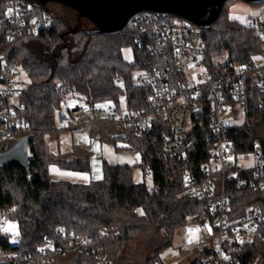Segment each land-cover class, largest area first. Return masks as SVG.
<instances>
[{
    "label": "trees",
    "instance_id": "1",
    "mask_svg": "<svg viewBox=\"0 0 264 264\" xmlns=\"http://www.w3.org/2000/svg\"><path fill=\"white\" fill-rule=\"evenodd\" d=\"M11 1L0 0V18ZM26 1L34 5V16L49 14L51 25L31 33L27 24L34 16L28 15L18 25L5 24L0 29V52L4 51L8 61L16 62L27 77L26 82L19 77L21 95L14 110L33 134L27 167H0V211L13 208L9 216L19 232L15 242L0 236V264H119V254L127 243L137 240L148 242L145 258L139 259L145 264H164L160 253L173 244L176 230L184 227L191 216L200 215L211 222L215 219L207 207V198L190 196L182 188L185 169L198 175L201 162L209 155L213 140L210 116L202 114L186 133L185 158L172 156L162 148L160 136L163 130L168 131V123L160 116H154V128L143 141L131 129L120 130L109 123L93 126V131L100 132V140L121 139L140 152V166L151 172L150 186L134 181L133 166L106 161L100 180H51V164L69 170L90 169L91 153L77 144L72 143L66 152L59 145L55 151L49 148L60 131L68 130L67 126H58L68 100L112 102L136 111L148 108L150 88L134 84L133 73L152 56L145 45L138 43L150 12L132 16L121 29L81 17V26L72 32L79 24L78 11L50 0ZM237 1L264 6V0H226L220 13L200 23L173 15L199 27L205 41L202 63L210 73H225L234 65L254 62L253 57L263 53L264 38L257 22L241 23L228 16L230 8L225 11ZM47 3L62 5L66 10L64 18L49 11ZM137 16H142L140 21ZM126 47L132 50L131 61L124 57ZM246 101L244 121L229 128L236 154L251 152L255 142L264 145V111L258 103V91L247 86ZM47 136L52 137V143L46 142ZM14 143L1 140L0 152ZM226 194L230 208L227 218L232 225L243 218L250 206L264 212V184L240 187L236 179H229ZM59 229H63V236ZM85 236L91 239L87 247L71 241ZM49 242L58 250L41 251ZM213 253V246L193 247L189 264H208ZM227 253L230 264H264V219L249 243L238 250L232 247Z\"/></svg>",
    "mask_w": 264,
    "mask_h": 264
},
{
    "label": "built area",
    "instance_id": "2",
    "mask_svg": "<svg viewBox=\"0 0 264 264\" xmlns=\"http://www.w3.org/2000/svg\"><path fill=\"white\" fill-rule=\"evenodd\" d=\"M8 9L13 11L11 14L6 12L0 18V29L5 24L18 25L25 16L35 15L34 5L26 0H12ZM147 15L148 24L142 26L144 36L138 38V43L141 47L145 45L152 56L134 70L133 81L137 86L150 88L148 108L136 111L112 102L89 104L71 99L64 104L66 116H61L60 123L66 124L72 136H86L87 141L80 139L77 145L91 153L96 150L95 142L101 139L100 132L92 130L94 125L109 123L120 130L131 129L143 141L154 128V116H160L168 123V131L163 130L160 136L162 148L172 156L185 158L186 133L200 120L202 114L210 116L213 140L209 155L201 162L198 175L185 169L182 188L190 196L207 198V207L215 215L213 222L200 215L189 218L190 225L201 229L195 247L213 246L214 253L208 257V264H230L227 250L232 247L238 250L249 243L255 232L251 229L256 230L264 219L261 209L250 206L243 218L232 225L227 218L230 208L226 194V182L229 179H236L240 187L264 184V145L255 142L251 152L236 154L229 137L230 126L244 121L247 86L258 91V103L264 111V64L243 63L228 68L225 73H210L202 63L205 41L199 27L187 20L173 17L174 14L171 13L152 12ZM141 17L137 16V21ZM50 25L51 16L44 14L42 17L34 16L27 27L29 32L36 33ZM257 29L262 33L261 23L257 24ZM0 58L3 78L0 84V141L16 142L32 133L14 110L19 106L21 95V69L16 62L7 60L4 51L0 52ZM189 65L194 67L190 68ZM70 102H74L76 106L68 107ZM46 142L52 143V137L47 136ZM249 160L250 163L246 164ZM147 172L151 173L149 170L144 172V182L150 186L152 181L146 182ZM246 174L248 175L244 177ZM12 211V207L0 211V236L13 242L15 236L4 231L12 222L9 216ZM205 225L211 227L210 234ZM71 241H75L81 248L91 243L89 236ZM50 244V247L47 244L42 251L58 250L54 243Z\"/></svg>",
    "mask_w": 264,
    "mask_h": 264
},
{
    "label": "rangeland",
    "instance_id": "3",
    "mask_svg": "<svg viewBox=\"0 0 264 264\" xmlns=\"http://www.w3.org/2000/svg\"><path fill=\"white\" fill-rule=\"evenodd\" d=\"M45 7L55 14L58 18H64V14L66 12L65 8L62 5L57 3H47ZM230 8V10H229ZM228 11V16L231 19H235L244 24L255 23L262 24L264 23V6H258L256 4L246 3L244 1H237L236 3H232V6H228L225 8V11ZM87 27H91L92 24H86ZM261 37L264 38V34ZM263 53L261 55H257L253 57V61L256 65L264 64V43L262 45ZM126 50H130V55L127 60L131 61L133 59L132 50L130 47L124 48V57L126 58ZM259 57V59H254ZM20 80L26 82L27 77L25 73L21 71ZM122 108H125L124 104H121ZM62 118L66 116V112L63 109L61 112ZM225 117V115H224ZM58 126L60 129L65 127L66 124H61L60 119L58 121ZM80 139H83L82 136H72L68 130H62L59 132L58 139L55 138L52 145H49L51 150H56L58 145L60 146L63 152L70 150V146L72 143L77 144ZM129 144L121 139H117L116 141H102L98 140L95 142L96 150L91 151V162L90 169L88 171H79V170H69L62 169L56 164H51L48 167V174L51 180L54 181H69L75 183H88L92 180H97L94 177L96 175H101L103 177V165L104 162H108L111 164H129L133 166V179L135 182L144 181V169L140 166L141 155L140 152L131 149L128 147ZM139 157L137 160L136 157ZM251 160L246 161V164H249ZM52 169H58L60 172L64 173H77L80 175H86L88 180L85 181L83 179H79L77 177H66L60 176L52 171ZM146 182H151V173H146ZM100 180V179H99ZM10 224L16 223L11 222ZM9 224V225H10ZM8 227V226H7ZM196 225H190L189 222L182 228H178L175 232V236L173 239V244L164 249L160 253V258L164 264H189L193 259L191 255V250L193 246L187 242V233L186 229L189 228H197ZM18 231V227L15 229ZM9 233L13 235V230L9 229ZM147 240L136 242H128L125 246L124 252L119 254V264H145L144 258L146 256V244ZM133 251L134 254L131 252ZM143 257V259H139Z\"/></svg>",
    "mask_w": 264,
    "mask_h": 264
},
{
    "label": "water",
    "instance_id": "4",
    "mask_svg": "<svg viewBox=\"0 0 264 264\" xmlns=\"http://www.w3.org/2000/svg\"><path fill=\"white\" fill-rule=\"evenodd\" d=\"M78 11L80 18L91 19L105 27L123 28L129 19L142 12H166L200 23L220 13L226 0H50ZM248 1V0H247ZM33 134L16 141L8 150L0 152V167L18 164L27 167L29 143Z\"/></svg>",
    "mask_w": 264,
    "mask_h": 264
},
{
    "label": "snow or ice",
    "instance_id": "5",
    "mask_svg": "<svg viewBox=\"0 0 264 264\" xmlns=\"http://www.w3.org/2000/svg\"><path fill=\"white\" fill-rule=\"evenodd\" d=\"M12 11H13L12 9H8V11H7L6 14H11ZM33 23H35V21H33ZM177 51H178V50H177ZM129 55H130V50H126V59L129 57ZM254 59H259V57H256V58H254ZM189 67H190V68H191V67H194V65H189ZM201 71L203 72L204 70L201 69ZM141 75H143V74H141ZM157 75H159V74H157ZM193 79H195V76L193 77ZM28 82L30 83V81H28ZM197 82L199 83L200 81H197ZM119 86H120V87H123V84L121 83ZM122 102H123V101H122ZM75 106H76V105H75L74 102H70V103L68 104V107H75ZM108 106H109V105H103V106H102V105H97V107H108ZM117 119H119V117H117ZM83 139H84L85 141H87V137H86V136L83 137ZM136 159L138 160L139 157L137 156ZM229 159H231V158L229 157ZM249 166H250V165H249ZM52 171H53L54 173L60 175V176H66V177H77V178H79V179H83V180H85V181L88 180V177H87L86 175H80V174H77V173H64V172H60L58 169H52ZM94 178L97 179V180H99V179L102 178V176H101V175H96ZM138 211L140 212L141 215L144 214V213H143V210H138ZM245 227H247V226H245ZM16 228H17L16 225H14V224H10V225H8L7 228L4 229V231L7 232L9 229H12V230H13V235H14V236H18V235H19V232L15 230ZM205 228L207 229L208 233L210 234V233H211V227L205 225ZM251 230H252V231H255V229H251ZM58 231H61V232H62L63 229H59ZM200 231H201V229H200L199 227H197V228H189V229H186L187 240H188V243H189V244H192V243L197 242V241L199 240V233H200ZM13 242H15V240H14ZM86 242H87V241H86ZM241 243H243V241H241ZM50 246H51V244H50V242H49V247H50ZM42 250H43V249H41V251H42Z\"/></svg>",
    "mask_w": 264,
    "mask_h": 264
},
{
    "label": "crops",
    "instance_id": "6",
    "mask_svg": "<svg viewBox=\"0 0 264 264\" xmlns=\"http://www.w3.org/2000/svg\"><path fill=\"white\" fill-rule=\"evenodd\" d=\"M200 233H201V231H200ZM200 233H199V237H200ZM187 242H188V240H187ZM196 245H197V242L190 244V246H193V247H195Z\"/></svg>",
    "mask_w": 264,
    "mask_h": 264
}]
</instances>
